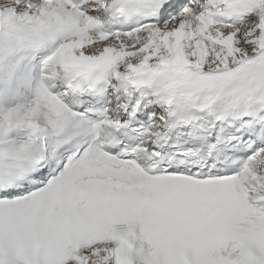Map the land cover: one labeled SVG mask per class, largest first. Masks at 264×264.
Wrapping results in <instances>:
<instances>
[{"label": "snow or ice", "instance_id": "6c2138e0", "mask_svg": "<svg viewBox=\"0 0 264 264\" xmlns=\"http://www.w3.org/2000/svg\"><path fill=\"white\" fill-rule=\"evenodd\" d=\"M0 264H264V0H0Z\"/></svg>", "mask_w": 264, "mask_h": 264}]
</instances>
